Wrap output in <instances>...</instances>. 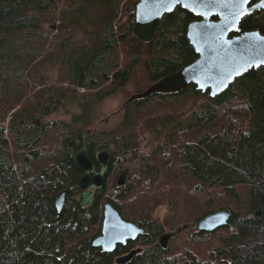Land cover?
<instances>
[{
    "label": "trees",
    "instance_id": "obj_1",
    "mask_svg": "<svg viewBox=\"0 0 264 264\" xmlns=\"http://www.w3.org/2000/svg\"><path fill=\"white\" fill-rule=\"evenodd\" d=\"M137 1L0 0V264H114L89 231L105 203L145 228L127 264H264V211L248 218L264 210V66L215 97L192 84L134 99L117 128L85 132L94 124L84 106L127 83L143 55L152 84L197 58L187 37L197 17L179 7L143 42L134 36ZM241 27L264 34V9ZM69 104L81 110L65 119ZM148 133L158 142L140 153ZM84 134L96 170L102 150L115 168L89 206L77 204ZM222 209L231 212L226 226L197 227ZM167 231L178 232L163 248L157 238Z\"/></svg>",
    "mask_w": 264,
    "mask_h": 264
},
{
    "label": "water",
    "instance_id": "obj_2",
    "mask_svg": "<svg viewBox=\"0 0 264 264\" xmlns=\"http://www.w3.org/2000/svg\"><path fill=\"white\" fill-rule=\"evenodd\" d=\"M179 7L197 17L187 26V37L197 58L179 71L159 79L142 93L133 95L125 104L153 94L177 93L192 84L202 93L208 92L211 97H215L225 92L248 71L264 66V34L259 30L247 31L241 27L246 16L264 9V0H248L246 4L233 3V0H139L135 9L134 36L143 42L151 41L163 17ZM96 158L101 166L100 171L96 170L89 157L87 135L84 134L83 145L74 157L83 170L78 181L79 189L83 190L77 196L80 206L91 205L96 191L107 182L111 153L103 150ZM125 183L126 173L122 172L117 178V185L123 186ZM65 199L66 191L63 190L56 198L59 210L64 206ZM263 211V207H260L248 218L260 219ZM230 216L229 209H222L200 219L197 227L214 231L226 226ZM177 232L161 234L160 245L168 247ZM143 233V228L125 221L110 203H105L102 234L93 244L105 252H112L117 244H125L127 240L136 239ZM138 252L141 249L117 258L116 263L126 264Z\"/></svg>",
    "mask_w": 264,
    "mask_h": 264
},
{
    "label": "rangeland",
    "instance_id": "obj_3",
    "mask_svg": "<svg viewBox=\"0 0 264 264\" xmlns=\"http://www.w3.org/2000/svg\"><path fill=\"white\" fill-rule=\"evenodd\" d=\"M146 59V55H143L142 58H140L139 62L133 67L127 83L120 87L114 94L104 98L96 104L88 107L84 106V112L89 114V118L94 124V132L103 133L117 128L124 121L126 115V111H120L121 106L133 95L142 93L152 84L148 74ZM77 89L79 93H86L85 89L81 87ZM68 108V111L65 110L61 112L65 119H69L70 113L81 110V108L79 109V107H77V104H69ZM106 119L107 121L104 122ZM151 136L152 134L148 133L145 138H142L140 153H146L149 149V144H156L158 142L157 138L153 139ZM166 214L167 208L162 207L157 211L156 215L157 217L163 219Z\"/></svg>",
    "mask_w": 264,
    "mask_h": 264
},
{
    "label": "flooded vegetation",
    "instance_id": "obj_4",
    "mask_svg": "<svg viewBox=\"0 0 264 264\" xmlns=\"http://www.w3.org/2000/svg\"><path fill=\"white\" fill-rule=\"evenodd\" d=\"M152 85V84H151ZM150 85V86H151ZM127 104H129V103H127ZM127 104H123L122 106H121V108H120V111H125V108H126V106H127ZM105 121H107V119L106 120H104V122ZM98 125V124H97ZM96 125V126H97ZM94 131V129L93 130H91V131H89V130H86L85 132H86V134H90V133H92ZM103 151V150H102ZM109 152H111V151H109ZM99 153V152H98ZM97 153V154H98ZM97 154H96V156H97ZM97 159V158H96ZM111 160H112V152H111V158H110V162H109V169H108V172L107 173H109V175L107 176V181L115 174V168H113V163L111 164ZM99 164V163H98ZM100 165V164H99ZM111 165H112V167H111ZM100 169H101V166H100ZM100 169H99V171H100ZM122 172H124V173H126L125 171H121V172H119V174L120 173H122ZM119 174L117 175V178H118V176H119ZM117 178H116V183H117ZM126 179H127V173H126ZM83 190H81V192H82ZM67 198V197H66ZM65 202H66V199H65ZM78 204V203H77ZM65 205V204H64ZM80 206V205H79ZM64 207V206H63ZM62 207V208H63ZM103 213H104V210H103ZM137 226V225H136ZM102 227H103V220L102 221H99L98 223H97V227H96V229H91V230H89L90 232H93L94 234H96L94 237H93V239H92V244L94 243V240L95 239H97L98 237H100L101 236V234H102ZM137 227H139V226H137ZM139 228H143V227H139ZM144 229V233H145V228H143ZM143 233V234H144ZM140 236V235H139ZM138 236V237H139ZM138 237L136 238V239H133V240H127V242L125 243V244H117V246H116V248L114 249V251H112V252H107V253H109L110 254V259L111 260H113V262H114V264H117L116 263V259L117 258H120V257H124V256H126V255H128L129 253H131L133 250H136V249H143V247L142 246H139L138 245ZM159 237H160V235H159ZM159 237L157 238V240H158V242H159ZM160 244V243H159ZM170 244V243H169ZM93 246H95L94 244H93ZM169 246V245H168ZM99 249H100V251L101 252H103V250H102V248L101 247H98ZM139 253V252H138ZM136 256V255H135ZM134 256V257H135ZM133 257V258H134ZM132 258V259H133ZM130 262V261H129ZM128 262V263H129ZM127 264V263H126Z\"/></svg>",
    "mask_w": 264,
    "mask_h": 264
},
{
    "label": "snow or ice",
    "instance_id": "obj_5",
    "mask_svg": "<svg viewBox=\"0 0 264 264\" xmlns=\"http://www.w3.org/2000/svg\"><path fill=\"white\" fill-rule=\"evenodd\" d=\"M177 2H178V0H177ZM248 2V0H233V3H247Z\"/></svg>",
    "mask_w": 264,
    "mask_h": 264
},
{
    "label": "bare ground",
    "instance_id": "obj_6",
    "mask_svg": "<svg viewBox=\"0 0 264 264\" xmlns=\"http://www.w3.org/2000/svg\"><path fill=\"white\" fill-rule=\"evenodd\" d=\"M138 1H139V0H138ZM138 1H137V2H138ZM135 9H136V8H135ZM22 122H23V121H22ZM89 131H91V130H89ZM110 153H111V152H110Z\"/></svg>",
    "mask_w": 264,
    "mask_h": 264
}]
</instances>
